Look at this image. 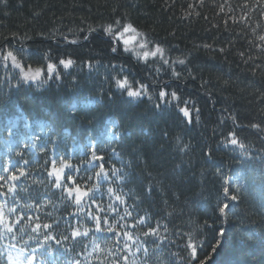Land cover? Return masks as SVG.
<instances>
[{
  "label": "trees",
  "instance_id": "trees-1",
  "mask_svg": "<svg viewBox=\"0 0 264 264\" xmlns=\"http://www.w3.org/2000/svg\"><path fill=\"white\" fill-rule=\"evenodd\" d=\"M117 20L162 54L145 60L126 51L103 31L121 28ZM260 36L264 0L0 2V52L14 51L33 69L49 51L75 61L60 66V81L38 87L18 83L19 70L5 69L0 56V264H200L205 257V264H264ZM117 73L134 89L145 85V94L115 90ZM165 83L168 102L156 109ZM233 131L243 149L227 143ZM93 152L110 155L107 177L97 178L98 167L74 172L81 189L91 190L77 206L75 194L48 176L53 153L57 166L67 159L75 169ZM228 178L242 184L236 191L230 181L236 201L223 199ZM218 201L230 204L225 215ZM96 216L113 232H97ZM150 228L158 234L145 236ZM74 230L88 234L73 237Z\"/></svg>",
  "mask_w": 264,
  "mask_h": 264
},
{
  "label": "snow or ice",
  "instance_id": "snow-or-ice-1",
  "mask_svg": "<svg viewBox=\"0 0 264 264\" xmlns=\"http://www.w3.org/2000/svg\"><path fill=\"white\" fill-rule=\"evenodd\" d=\"M0 2H6V0H0ZM117 25H121V21L117 20L116 21ZM122 29V30H121ZM90 33L97 31V29H89L88 30ZM104 33L106 34H111L114 36H119L121 38L124 37L125 33H135L136 29L133 28L131 24H122L121 28H116L114 29L112 24L107 25L106 27L103 28ZM139 35V33H137ZM65 39H67L65 37ZM84 39L87 40L88 36H84ZM133 40H135V36H128L127 38H123V44L125 46L129 45ZM260 40L264 41V36H260ZM73 44L77 43L76 41H72ZM142 48H146L147 44H141ZM205 48L209 47L208 45H204ZM23 44L21 45V50H23ZM127 50V49H126ZM111 51L113 53L118 51V46L117 47H112ZM221 52L224 50L221 49ZM163 49L157 44V46L154 48V50L151 51H144L141 59H147L149 56L155 57L157 54H162ZM52 52H46L44 53L43 60L40 62L41 66L33 67L31 65H24L20 62L18 59L17 54L14 53L12 50H7L4 52H0V56H2V59L4 61V67L8 71H12V69H18L21 79L18 80V83H28L29 81L35 82L37 86L39 87L40 85L47 84L49 80L55 79L56 81H60L61 79V72H60V66H63L64 69H68L70 66H73L75 61L70 58H61V56L58 55H52ZM243 56V53L240 54ZM11 61V68H9L8 62ZM164 64H168L167 60L163 61ZM180 64H184L183 60L179 61ZM113 71H116V66L111 65ZM124 71V66H120V72ZM173 76H175L177 79L179 78V73H176L175 70H173ZM43 77H47V79H44ZM12 78H16L15 75L13 74ZM168 87V85L165 83L162 87L161 90L159 91L158 95V102L155 104L156 109H161L162 106H165V104L168 102V93L165 91V89ZM113 88L115 90H118L121 94H125L130 97V98H135V97H140L141 95L145 94L144 93V88L145 85H141L139 88H133L128 82L127 76H120V73H117V77L115 78V83ZM171 96L173 98L176 97V92H172ZM109 98H111V92H109ZM73 111H75V108H73ZM179 112L183 114L184 117L188 118V122L191 123V115L187 107H181L179 108ZM197 115H199V109H197ZM252 128H259V125L253 124L251 125ZM229 139L227 140V143L233 145V146H239L240 149L244 148V144L240 143L238 140L235 131L229 132L228 133ZM99 151V149H97ZM209 158H212L211 155ZM110 159V155L106 157L105 155H97L96 152L92 153L91 159L85 161L84 163L87 165L86 167H77L73 169L72 165L69 163L67 159H62L59 162V166H57V160H56V154L53 153V160H52V165L51 169L48 172V176L52 177L54 179V184L57 188H63V190L67 193L69 197H71L73 194H75V202L77 206H79L83 200L84 197H88L89 191L91 190H83L79 186L78 183H76L75 176L73 173L75 172L77 175L81 172H90L92 169L98 167L99 170L96 172L97 178H101L102 176L107 177L105 165L107 163V160ZM7 170V169H6ZM117 170L115 168L112 169V172L115 173ZM222 170L218 169L217 174L219 175ZM21 176L24 175V173L21 171L20 173ZM0 179H3V177H0ZM9 180L11 181H16L18 177L13 174L10 177H8ZM230 181L236 183V191H239L240 187H242V184H240L238 181H233V178H228L224 181V188H223V199L226 201H236L237 196L236 195H229L230 189H231V183ZM75 184L74 187L72 186H66V185H71ZM13 189L10 187L8 189V192L11 193ZM111 191V189H109ZM89 199H92V197H89ZM117 200L120 199V197L116 198ZM94 202V201H93ZM230 207L229 203L223 204V206L219 205L218 201V211L220 214L225 215L226 214V209ZM11 211V210H10ZM83 211V209H81ZM128 215H131V213H128ZM2 216V214H0ZM143 219V218H142ZM95 220V227L97 232H113L112 227L108 228H103L102 222L104 224H107V219L105 218L103 221L100 216H96L94 218ZM41 227L40 224H37L34 231L38 230ZM45 229H48L51 227L49 224H44L42 226ZM208 227H211V225H208ZM8 231H11V228L8 229ZM225 229L223 227L220 228V234L223 235ZM87 231H85L83 234L78 232V231H72V236L73 237H79L81 235H87ZM157 231L154 228H150L148 232L144 233L145 236H150V235H157ZM128 239H131L130 236H128V233H124ZM46 238H51V237H46ZM66 238V237H65ZM163 239V237H161ZM59 244L60 241H57ZM222 244V241L220 239L216 240V243L213 245V251L215 252L217 250V247ZM189 247H192L191 244L188 245ZM127 247V245H125ZM193 257L196 256V250L193 248L192 252ZM209 259V257H205V260ZM205 260H200V264H205ZM29 264H31V261H29Z\"/></svg>",
  "mask_w": 264,
  "mask_h": 264
},
{
  "label": "rangeland",
  "instance_id": "rangeland-1",
  "mask_svg": "<svg viewBox=\"0 0 264 264\" xmlns=\"http://www.w3.org/2000/svg\"><path fill=\"white\" fill-rule=\"evenodd\" d=\"M128 36H135V40H133L129 45L125 46L123 44V38H127ZM116 37H117V40L124 46V49L125 50L127 49L126 51L134 52L137 56H140V55L142 56L144 51H151V50H154L155 48V47L150 48L148 45L146 48H142L141 44H146V43L144 42L143 38L140 35H137L136 32L135 33H131V32L125 33L123 38L119 36H116Z\"/></svg>",
  "mask_w": 264,
  "mask_h": 264
}]
</instances>
